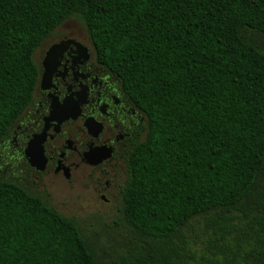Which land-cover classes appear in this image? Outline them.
Here are the masks:
<instances>
[{
    "label": "trees",
    "instance_id": "16d2710c",
    "mask_svg": "<svg viewBox=\"0 0 264 264\" xmlns=\"http://www.w3.org/2000/svg\"><path fill=\"white\" fill-rule=\"evenodd\" d=\"M71 18L145 134L100 229L0 179V264H264V0H0V141Z\"/></svg>",
    "mask_w": 264,
    "mask_h": 264
},
{
    "label": "flooded vegetation",
    "instance_id": "af4514ba",
    "mask_svg": "<svg viewBox=\"0 0 264 264\" xmlns=\"http://www.w3.org/2000/svg\"><path fill=\"white\" fill-rule=\"evenodd\" d=\"M34 62L33 101L0 141V179L54 209L55 196L76 191L77 201L112 216L131 149L145 134V114L99 61L75 18L54 30Z\"/></svg>",
    "mask_w": 264,
    "mask_h": 264
},
{
    "label": "rangeland",
    "instance_id": "374dc122",
    "mask_svg": "<svg viewBox=\"0 0 264 264\" xmlns=\"http://www.w3.org/2000/svg\"><path fill=\"white\" fill-rule=\"evenodd\" d=\"M123 182V180L120 182V184ZM122 185V184H121ZM76 191L73 193H65L63 192L59 193L57 196H55V203L56 210L68 217L75 216L77 217L85 226L86 229L89 230H96L100 229V226H96V223L99 221V218L95 216H89L94 213L93 207L88 206L83 199L76 200ZM64 197H67V200H65ZM84 221V222H83ZM113 218L111 216L107 217L105 220V223L110 224L112 223ZM100 224V223H99ZM200 229H202V225L197 226L195 228V231L198 232ZM190 240L194 239V236L192 233H189Z\"/></svg>",
    "mask_w": 264,
    "mask_h": 264
}]
</instances>
